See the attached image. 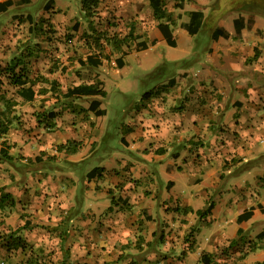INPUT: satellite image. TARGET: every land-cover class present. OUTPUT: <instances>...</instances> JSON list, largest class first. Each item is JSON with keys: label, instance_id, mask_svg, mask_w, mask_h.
<instances>
[{"label": "crops", "instance_id": "crops-1", "mask_svg": "<svg viewBox=\"0 0 264 264\" xmlns=\"http://www.w3.org/2000/svg\"><path fill=\"white\" fill-rule=\"evenodd\" d=\"M36 1L0 0V16L10 9ZM159 6L160 17L155 15L151 0H98L91 9L83 7V0L76 1L75 6L58 4L56 0H46L42 7H39L37 14L32 15V12L11 14L10 27L23 28L22 36L25 38L23 37L22 41H26L25 39L29 41L23 44L19 42L10 49L7 46L3 47L5 49L0 50V66H5L16 57L19 62L17 70L23 67V77H28V82L24 86L12 84L16 87L18 99L27 106H23L21 112L25 116H30L35 126H40L39 120L43 121L42 127L46 126V129L51 130L57 147L67 148V152L77 154L80 145L78 140H82L79 139L80 136L89 134L82 145L87 147L85 153L89 156L96 150L99 136L104 135V132L101 122H95L94 116L100 118L107 113L103 106V98L108 95L104 73L105 75L118 71L122 73L127 64H130L129 57H138V53L157 44L163 48L162 44L177 47L179 40L185 42L196 35L203 26H207L212 41L214 40L208 47L211 53L209 57L218 67L244 69L247 60L245 43L249 45L251 41L254 43L250 47L255 56L253 61L264 60V12L261 0H160ZM76 7L79 8L78 12ZM197 11L203 13V19L199 30L193 33L188 26L192 13ZM236 19H240L238 22L241 27L240 33L235 27ZM160 23L168 25L164 31L159 27ZM220 30L226 31L228 37L214 38V31ZM113 32L119 33V36H132L133 40L121 39L118 43L110 42L109 45L103 46V41H107L104 37H109ZM85 45H89L90 48ZM145 45L147 48H142ZM119 46L125 48V51L114 52L120 48ZM228 62L231 65H228ZM187 73L190 72L182 69L177 77H180V74H186L187 77L189 75ZM245 75L241 74L240 77L237 75L233 80L226 79L229 86L231 82L235 83L234 91L236 95L240 94V98H234L232 105L225 110L221 120V124L228 128L245 126V98L251 96L262 99L263 93L260 90L264 89V78ZM226 77L219 76L217 80L222 84ZM229 77L232 78L231 75ZM2 79L4 82V76ZM217 80L215 79L216 82ZM175 84L176 82L173 85ZM178 84H181V79L177 81ZM83 85H98L99 89L106 90V95L83 94L76 91L67 94L70 89ZM167 85V81H162L156 89L143 94L142 103L139 105L142 118L127 125L126 128L132 134L131 139L135 142V147L145 149V157L147 156L149 161H141L138 158L127 161L124 156L121 157L123 169L130 165L129 174L123 173L124 170L118 175L114 171L115 167L94 166L98 167L97 174L88 175V171L94 168L92 167L85 174L92 185L90 188L92 196L95 198L101 192H105L103 197H108L109 193L119 191L115 203L120 206L115 207L120 209L121 205L129 204L130 218L128 217L127 221L134 230L136 245L140 248L142 245L150 248L148 259L152 260L151 264H245L250 251L264 246V226L253 229L256 222L264 220V202L258 199L259 194L258 197L255 196V187L247 181L245 184L249 189L245 190L241 184L238 185L235 189L245 193H240L241 197H234L235 192L231 195L234 189H222L217 183L211 185L209 180L215 173L214 170L207 171L210 178L202 173H191L190 183L199 187L195 191L191 190L190 197L205 195L208 200L213 197V190L217 193L214 194L215 199H210L214 202L211 211L200 220V222L214 220L215 227L200 242L197 228L191 241L183 242L180 237V234L192 224L193 215L189 211L193 209V205L190 198L180 199L182 195L175 196V204H168L166 200L161 203L165 212L154 210L150 198L159 197L164 185L167 192L174 188L176 182L169 173L175 167L182 171L179 166L183 151L191 155L190 148L196 142L202 145L204 141L206 145L199 147L197 153L202 155L203 161L211 164L221 160V163H226L229 151L227 145L218 147V113L214 111L209 116L200 114L199 110L190 113L189 107L170 110V104L163 102L168 92ZM28 87L31 89H27ZM188 95L181 93L184 97ZM80 98H85L86 102H80ZM92 100H99L100 106L95 108L96 105H93L90 108ZM10 107L16 106L13 104ZM101 110H104V114H100ZM262 117L261 113L254 112V120ZM9 119L6 114L9 130L0 137V141L3 142L0 147L6 151L9 148L5 146L8 145L6 140L12 126ZM23 136L27 139V136ZM121 143L129 146L130 139L123 135ZM191 157L194 158L193 155ZM103 168L104 175L101 176ZM162 169L169 177L166 184L160 176ZM111 170L112 177L109 176ZM256 175L260 177L257 184H264L263 172ZM128 177L134 180L141 179L139 185L143 188L132 185ZM143 189L147 190L141 192ZM14 199L17 203V199L15 197ZM8 206L13 207L9 204L5 207ZM177 206L180 210L171 209ZM186 207L189 211H185ZM171 228L176 229V232L172 231L169 234ZM158 235L161 236V249L159 246L155 248ZM188 244L189 246H186ZM160 254H163L161 258Z\"/></svg>", "mask_w": 264, "mask_h": 264}, {"label": "rangeland", "instance_id": "rangeland-1", "mask_svg": "<svg viewBox=\"0 0 264 264\" xmlns=\"http://www.w3.org/2000/svg\"><path fill=\"white\" fill-rule=\"evenodd\" d=\"M45 1L37 0L32 4L1 13L0 50L5 49L3 48L5 46L10 49L19 42L23 44L29 41V39L22 41L23 28L10 27L12 25L9 21L11 14L18 12L37 14L39 7H42ZM76 1L79 0H56L58 4L63 3L66 6H75ZM261 6L264 12V0H261ZM78 11L79 8H77ZM123 37L125 36H119V33L113 32L109 37H104L107 41H103V46L109 45L110 42L118 43L121 39L123 41L133 40L132 36ZM213 41L209 28L203 26L189 40L185 42L179 40L177 47L162 44L163 48L157 44L138 53V57H129L130 64H127L122 73L119 71V73H110V75L104 73L103 78L108 95L103 98V106L107 109V113L100 118L94 116L95 122H101L104 135L99 136L98 147L89 156L85 153L87 147L82 146L89 134L80 136L79 139L82 140H78L80 145L77 154L67 152V148L57 147L51 130L46 129V126L42 127L43 121L39 120L40 126H35L31 117L21 112L22 107L27 106L21 103L16 87L4 76V82L0 88L2 91L0 112L4 111L9 116L12 126L6 140L8 145H5L9 148L6 154H0V196L2 192L9 191L17 199V203L13 207L0 209V233L20 229V234L39 249L43 264H151L152 260L148 259L150 248L144 245L140 248L136 245L134 230L127 221L128 217L130 218L129 204L121 205L120 209L115 207L120 206L115 203L119 191L109 193L108 197H103L105 192H101L94 198L91 193L92 189H90L92 185L85 174L94 166L115 167L116 174L119 175L124 170L123 173L129 174L130 165L123 169V164L120 163L121 157L124 156L127 161L134 160L133 158L141 161L148 160L147 156L145 157V149L135 147V142L131 139L132 134L126 128L127 125L142 118L139 105L142 103L143 94L156 89L162 81L168 82L170 78H174L176 84L167 85L168 92L163 102L170 104L172 111L189 107L190 113L199 110L200 114L206 116L216 111L218 113V147L227 145L228 160L226 163H221V160V162L212 164L203 161L202 155L197 151L199 147L206 145L204 141L202 145L196 142L190 148L191 155L183 151L179 166L182 171L175 167L170 173L168 172L176 182L174 188L167 192L164 185V190L159 192V197L150 198L155 212H165L161 204L163 200L172 205L175 204V196L182 195L180 199L190 198V203L193 205V209L189 211L193 215L192 224L180 234V237L183 242L191 241L197 228V231L199 229L198 241L204 240L213 231L215 222L214 220L200 222L202 216L198 210L205 209L206 204L210 199H215L214 194L217 193L213 190V197L208 200L205 195L190 197L191 190L195 191L199 187L190 183V179L191 173H202L210 178L207 174L209 169L215 171L209 180L212 186L217 183L222 189H234L231 195L235 192L234 197H237L245 191L242 192L235 188L241 184L246 190L249 187L245 184L247 181L255 187V196L258 197L259 194L258 199L264 202V184H257L260 177L256 175L261 174L264 169V131H262L264 127V89L260 90L263 93L261 100L251 96L245 98L247 118L245 117L243 128H228L221 124L225 110L232 105L234 98H240V94L236 95L234 91L235 83L231 82L229 86L226 79L233 80L241 74L264 78L262 77L264 60L253 61L255 56L250 50L253 43L251 41L249 45L245 43V60H247L244 69L218 67L209 57L211 53L208 47ZM190 42H194L193 45ZM85 46L90 48L89 45ZM119 47L120 50H114V52L125 51V48ZM228 65L231 63L228 62ZM182 69L190 72L187 73L189 74L187 77L186 74H180V77H177ZM231 72L238 74L234 75ZM230 75L232 78L229 77ZM219 76L221 78L227 76L222 84L217 80ZM180 79L181 84L177 85ZM181 93L189 95L184 97ZM79 101L86 102V99L80 98ZM13 104L15 108L10 107ZM254 112L261 113L263 117L254 120ZM23 135L27 136V139ZM123 135L130 139L129 146L121 143ZM2 143L0 141V145ZM192 155L194 158L191 157ZM101 173L103 176L104 168ZM109 176H113V170ZM160 176L166 184L169 177L164 169L160 171ZM128 180L132 182V185L143 188L139 185L141 179L134 180L128 177ZM142 184H144L143 180ZM146 190L143 189L141 192ZM208 191L211 194V191ZM171 209L177 211L175 207ZM26 220L30 221L28 227H24ZM228 226L231 227L229 224ZM259 226L261 228L264 226V220L256 222L253 229ZM175 230L171 228L169 234L172 231L176 232ZM157 240L155 248L159 246L161 249L160 235L157 236ZM247 248L249 249L250 246ZM158 251L161 252V250ZM162 255L160 254L159 258ZM25 257L21 250L6 252L5 249L0 248V264H23ZM201 261L204 263L203 260ZM259 261H264V246L250 251L245 264H256ZM192 262L195 263L194 260Z\"/></svg>", "mask_w": 264, "mask_h": 264}, {"label": "trees", "instance_id": "trees-1", "mask_svg": "<svg viewBox=\"0 0 264 264\" xmlns=\"http://www.w3.org/2000/svg\"><path fill=\"white\" fill-rule=\"evenodd\" d=\"M98 0H83V7L85 9H91L93 8L92 5L96 4ZM153 7L155 9V15L160 17L161 9L159 6L160 0H151ZM203 19V13L201 11L193 12L191 15V20L189 24V30H191L193 33H196L201 25ZM238 22H240V19L235 20V27L238 33H240L241 27L238 25ZM192 24H193V30H192ZM195 25V26H194ZM168 25L160 23L159 27L161 30H165ZM219 36L228 37V33L224 30L220 31H214L213 37L218 38ZM136 38V35H134ZM142 48H147V46H142ZM19 65V62L17 61L16 57L12 58L11 61L6 64L5 66H0V86L3 83V76H6L11 84L14 85H25L28 82V77H23V67H20L19 70H17V66ZM175 83L174 78H170L168 81V86H172ZM25 88V87H23ZM27 89H31V87H28ZM80 92L83 94H101L103 96L106 95V90L99 89L98 85H83L73 88V90H69L67 92ZM96 105L95 108L100 106L99 100H92L90 108ZM100 114H104V110L100 111ZM9 130L8 121L6 120V114L4 111L0 113V137L3 134H6ZM0 153L6 154V149H3V147H0ZM98 167L92 168L90 171H88V175L91 174L92 176H95L97 174ZM264 175V170H263ZM173 184V181H171ZM8 204L14 206L16 204V200L9 192H2L0 196V209H4L5 206ZM214 202L212 200L209 201L208 206L203 210H198V213L201 214L202 217L207 215L212 207ZM177 210H180V207H176ZM191 210V209H190ZM185 211H189V208L186 207ZM30 226V221L26 220L24 227ZM0 248H3L6 250V252H12V251H18L21 250L25 254V259L23 260V264H43L41 260V254L39 252V249L33 245V243L29 242L24 236L20 234V229H13L8 232H1L0 233ZM256 264H264V262H257Z\"/></svg>", "mask_w": 264, "mask_h": 264}]
</instances>
